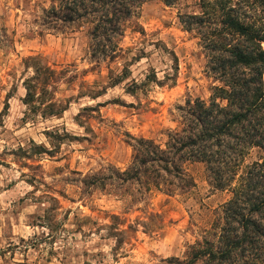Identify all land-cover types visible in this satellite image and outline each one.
<instances>
[{"label":"rangeland","instance_id":"rangeland-1","mask_svg":"<svg viewBox=\"0 0 264 264\" xmlns=\"http://www.w3.org/2000/svg\"><path fill=\"white\" fill-rule=\"evenodd\" d=\"M200 10V0H147L116 53L95 56L94 25L69 21L59 1L0 0V264H170L213 238L233 192L214 186L205 163L156 183L122 174L137 140L166 148L186 101L210 102L220 85L185 23ZM37 55L63 73L60 116L25 103ZM247 151L234 185L264 157ZM95 176L104 180L86 185Z\"/></svg>","mask_w":264,"mask_h":264},{"label":"trees","instance_id":"trees-1","mask_svg":"<svg viewBox=\"0 0 264 264\" xmlns=\"http://www.w3.org/2000/svg\"><path fill=\"white\" fill-rule=\"evenodd\" d=\"M56 1L68 12L69 21L92 22L96 56L116 53L124 23L147 0ZM164 1L169 5L175 0ZM231 3L200 0V13L185 19L189 30H197L209 71L220 83L214 87L210 102L187 100L181 107L182 127L170 131L166 148L151 139L137 140L132 167L122 172L129 180L150 174L147 177L156 183L163 178L161 171L173 174L181 171L182 163L203 162L217 189H232L233 196L222 208L213 238L190 246L184 257H173L170 264H234L235 254L245 250L251 234L264 233L260 223L264 221V157L234 185L247 150L257 146L264 153V49L256 44L264 24L247 23V0H236L235 7ZM29 59L34 75L25 81V103L42 116H60L70 104V99L62 101L54 96L55 84L63 73L40 55ZM93 178L86 185L104 180Z\"/></svg>","mask_w":264,"mask_h":264},{"label":"clouds","instance_id":"clouds-1","mask_svg":"<svg viewBox=\"0 0 264 264\" xmlns=\"http://www.w3.org/2000/svg\"><path fill=\"white\" fill-rule=\"evenodd\" d=\"M247 5V23L255 21L257 25L264 24V0H247ZM231 6H236V0H232ZM260 37L256 44L264 49V32L260 33ZM260 223L264 227V221ZM240 231L243 232V229ZM234 264H264V233L251 234V240L245 246V250H238L235 254Z\"/></svg>","mask_w":264,"mask_h":264}]
</instances>
